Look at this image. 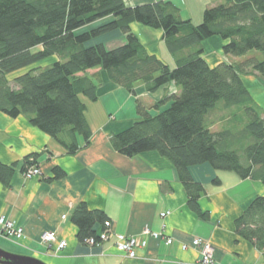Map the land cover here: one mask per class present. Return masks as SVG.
<instances>
[{"label":"trees","instance_id":"obj_1","mask_svg":"<svg viewBox=\"0 0 264 264\" xmlns=\"http://www.w3.org/2000/svg\"><path fill=\"white\" fill-rule=\"evenodd\" d=\"M133 23L163 31L173 67L146 49L133 33ZM114 32L124 35L125 42L112 48L103 39ZM214 38L223 42L225 56L256 55L240 65H211L203 42ZM53 57L49 65H40ZM98 68L130 93L135 94L140 83L149 93L168 84L177 88L155 104L153 109L160 111L161 104L171 102L156 115L137 100V118L110 142L127 157L156 152L168 160L184 186L189 208L202 220L210 218L198 203L206 189L194 179L193 168L208 165L264 185V110L242 77L244 72L264 78V0H225L209 6L199 25L181 18L171 0L135 6L127 0H0L1 112L28 117L68 154H76L83 147L79 136L84 146L92 138L82 96L98 100V85L87 75ZM221 111L226 113L211 119ZM217 121L221 127L213 130ZM234 122L244 127L237 129ZM34 165L39 166L37 154L25 157L22 172ZM16 167L0 161L5 186ZM65 176L62 168H53L52 180ZM75 208L71 220L79 240H99L111 220L84 201ZM235 229L264 254V196L249 204L235 220Z\"/></svg>","mask_w":264,"mask_h":264},{"label":"crops","instance_id":"obj_2","mask_svg":"<svg viewBox=\"0 0 264 264\" xmlns=\"http://www.w3.org/2000/svg\"><path fill=\"white\" fill-rule=\"evenodd\" d=\"M154 1L159 0L127 3L135 6ZM171 1L180 9L181 18L191 20L192 10L202 12L205 6L215 5L213 0ZM132 25L133 33L150 53L171 67L175 65L165 48L162 30L140 23ZM103 40L113 48L125 42V36L114 32ZM222 45L217 38L203 42L204 56L211 65H215L212 47L221 50ZM101 72L100 79L91 76L98 85V100H84L92 138L84 146L79 136L83 147L76 154H68L54 138L32 126L28 117L11 118L0 111V161L9 166L17 164L10 185L0 181V209L25 234L18 241L0 235V248L38 258L46 264H197L201 254L192 242L202 238L213 245L215 264H264V254L237 235L235 229V220L249 204L257 196H264L262 182L241 179L234 172L216 171L208 165L193 168L194 179L206 189L198 203L210 218L202 220L189 208L184 186L168 160L156 152L127 157L113 149L110 142L114 133L134 121L137 100L152 110L174 84L149 93L140 83L135 85L134 94L111 81L104 70ZM243 80L254 101L264 110V78L252 73ZM132 99H137L136 105ZM126 103L131 104L130 111L121 120L119 115ZM33 154H37L42 174L27 179L22 172L23 161ZM55 166L66 172L64 178L51 179ZM82 201L91 209L103 210L114 232L133 236L149 226L171 237L173 242L167 244L164 237L149 236L147 245L137 249L134 259L120 253L113 239L85 244L79 240L78 228L71 220L75 207ZM165 211L170 214L162 218ZM45 232H54L58 241H66V247L57 252L56 243L45 244L41 238ZM182 244L189 248L183 249Z\"/></svg>","mask_w":264,"mask_h":264},{"label":"built area","instance_id":"obj_3","mask_svg":"<svg viewBox=\"0 0 264 264\" xmlns=\"http://www.w3.org/2000/svg\"><path fill=\"white\" fill-rule=\"evenodd\" d=\"M42 171L39 166H31L26 172H23V176L27 179H32L36 176H40ZM170 214V211L161 213V217L164 218ZM107 229L102 232L100 239L102 241L114 240L116 249L124 254L128 258H135L137 249L144 248L147 245V237L151 236L154 238H165L167 244H172L173 239L171 237L164 236L163 232H157L152 230L149 226H145L143 230L137 235H127L124 233L114 232L112 222L107 221L105 223ZM0 235L6 238L20 240L25 237L24 229L18 226L17 222L9 219L0 209ZM42 241L44 243H56L57 252L63 250L67 243L65 240H59L54 232H45L42 235ZM90 244L95 243V238H89L86 240ZM193 247L200 250V259L197 264H215L214 260V247L208 240L202 238H195L192 242ZM183 249H188V244H182Z\"/></svg>","mask_w":264,"mask_h":264},{"label":"rangeland","instance_id":"obj_4","mask_svg":"<svg viewBox=\"0 0 264 264\" xmlns=\"http://www.w3.org/2000/svg\"><path fill=\"white\" fill-rule=\"evenodd\" d=\"M211 1V0H210ZM213 2L215 3V5H218V4H221V3H224L225 2V0H213ZM209 7V6H208ZM206 6L202 9V12H198L197 10H192L193 11V16H192V18H193V23L194 24H196V25H199V24H201L202 22H203V15H204V11L206 10ZM193 9V8H192ZM184 16H185V13L183 14ZM213 45H215V44H213ZM214 47H217V45H215ZM214 47H212V49H213V51H214V57H215V59H213L214 61H213V64H218V63H220V62H228V63H233V64H235V65H240L241 63H243L246 59H248V58H251L252 56H254V55H256L254 52L255 51H251L250 53H248L246 56H243V57H234V56H231V54L229 55V56H225L224 54H223V50H222V48H221V50L219 49V48H214ZM219 49V50H218ZM219 61H218V60ZM55 60V58L53 57V58H51V59H46V60H44L43 62H41L40 63V65L41 66H47V65H49L50 63H52L53 61ZM94 70H96V71H89V72H87V75H89V76H92L93 78H95V79H100V76H101V71H102V69H100V68H98V69H94ZM248 75H250V74H244V72H243V74H242V77L243 78H245V77H247ZM176 90H177V88L176 87H172V88H170V91H169V93H167V95L166 96H168V94H171L172 92H176ZM165 96V97H166ZM82 98H83V102H84V100L85 99H87V101H90L88 98H86V97H84V96H82ZM136 100L137 99H132V101H133V105H136ZM129 105H131L130 103H126V106H125V109L122 111V113L119 115V119H123V118H126L127 117V115L129 114V111H130V106ZM170 105H171V102H168L167 104H165V105H163V104H161V106H160V111H163V110H165V109H168V107H170ZM220 106H222L221 104H220ZM136 108H137V105H136ZM158 109H153L152 108V112H153V115H156V114H158L159 112H160ZM226 112H224V111H221L220 113L219 112H215L214 114H212V116H211V119L212 120H217V116L220 114V116L222 115L223 116V114H225ZM135 114L137 115V110L135 109ZM136 115L135 116H133L134 118L133 119H135V117H136ZM129 119V118H128ZM219 121H217V124H214L213 126H212V128H213V130H218V129H220V127H221V123H218ZM236 124V125H235ZM232 125L235 127V128H237V129H240V128H242V127H244L242 124H240V122L237 124L236 122H234V123H232ZM226 126L228 127V125L226 124ZM5 215V214H4ZM15 240V239H14ZM18 241V240H17ZM45 244H48V243H45ZM57 251V250H56Z\"/></svg>","mask_w":264,"mask_h":264},{"label":"water","instance_id":"obj_5","mask_svg":"<svg viewBox=\"0 0 264 264\" xmlns=\"http://www.w3.org/2000/svg\"><path fill=\"white\" fill-rule=\"evenodd\" d=\"M0 263L1 264H46L42 260L25 255L9 253L0 248Z\"/></svg>","mask_w":264,"mask_h":264},{"label":"bare ground","instance_id":"obj_6","mask_svg":"<svg viewBox=\"0 0 264 264\" xmlns=\"http://www.w3.org/2000/svg\"><path fill=\"white\" fill-rule=\"evenodd\" d=\"M102 234V233H101ZM101 236V235H100ZM109 241V240H108ZM100 242H107V241H102L101 239H99V240H96L95 239V243L94 244H90V243H88L87 241H85L84 243L85 244H89V245H96V244H98V243H100Z\"/></svg>","mask_w":264,"mask_h":264}]
</instances>
